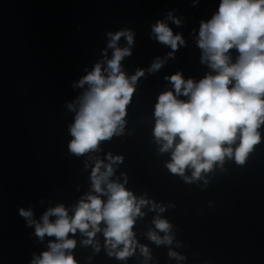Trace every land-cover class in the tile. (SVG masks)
Here are the masks:
<instances>
[{
    "label": "clouds",
    "instance_id": "9594fccd",
    "mask_svg": "<svg viewBox=\"0 0 264 264\" xmlns=\"http://www.w3.org/2000/svg\"><path fill=\"white\" fill-rule=\"evenodd\" d=\"M167 19L177 26L181 24L171 12ZM107 35L111 58L105 49L104 60L97 62L73 85L84 91L67 105L75 112L74 122L69 127L72 139L68 147L76 156L99 152L102 142L123 133L127 107L138 79L144 76V70L139 69L129 77L121 65L125 57L132 55L134 33L125 29ZM151 35L172 49L168 57H173L174 52L185 44L183 36L174 34L164 20L152 25ZM122 37L127 46H119ZM197 46L202 51L201 63L207 64L215 74H206L198 82L185 80L181 72L166 77L174 90L159 94L154 106L153 135L160 145L159 151L171 152L166 167L186 182L201 179L202 174L211 172L215 165H223L225 158H234L236 163L244 164L254 146L261 143L264 0H220L212 18L200 22ZM233 49L238 53L235 62L230 54ZM164 63L165 60L157 58L148 71L156 72ZM181 95L188 99H179ZM106 160L107 163L95 158L90 173L91 191L79 200L72 215L63 204L48 208L40 221L33 219L30 209L19 210L28 226H34L38 238H55L49 241L48 250L35 257L31 264H77L70 251L77 242L69 238L77 231L87 237L82 243L94 245L97 251L99 245L94 237L102 231L108 255L124 260L133 255L138 246L133 229L137 218L145 215L142 208L151 204L150 211H165L163 206L137 197L124 183L111 179L115 174L114 165L123 161L122 156L108 153ZM189 169L191 177L185 175ZM153 224L164 235L150 230L148 238L157 245L172 244V225L159 215ZM139 247L148 257V248ZM169 255L183 259L174 251H169Z\"/></svg>",
    "mask_w": 264,
    "mask_h": 264
}]
</instances>
